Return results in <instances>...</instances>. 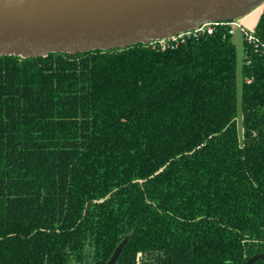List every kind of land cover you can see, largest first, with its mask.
<instances>
[{"label": "trees", "instance_id": "obj_1", "mask_svg": "<svg viewBox=\"0 0 264 264\" xmlns=\"http://www.w3.org/2000/svg\"><path fill=\"white\" fill-rule=\"evenodd\" d=\"M175 42L0 57V264H244L264 253V10ZM254 264H264L258 260Z\"/></svg>", "mask_w": 264, "mask_h": 264}, {"label": "water", "instance_id": "obj_2", "mask_svg": "<svg viewBox=\"0 0 264 264\" xmlns=\"http://www.w3.org/2000/svg\"><path fill=\"white\" fill-rule=\"evenodd\" d=\"M264 0H0V57L77 54L169 40L206 22H233ZM127 239L106 264H116ZM264 260L258 253L244 264Z\"/></svg>", "mask_w": 264, "mask_h": 264}, {"label": "rangeland", "instance_id": "obj_3", "mask_svg": "<svg viewBox=\"0 0 264 264\" xmlns=\"http://www.w3.org/2000/svg\"><path fill=\"white\" fill-rule=\"evenodd\" d=\"M264 6L259 5L249 14L247 18H239L235 20V23L232 25V41L236 46L237 51V71H236V85H237V97H238V117H237V128H238V137L240 143H243L244 140V128H243V111H242V91L244 84V75H243V65L245 62V48H244V33L241 27L237 24H241L244 29L249 30L253 33L259 22V19L263 13ZM183 37H177L176 41L181 40ZM161 45H165L168 42H157Z\"/></svg>", "mask_w": 264, "mask_h": 264}, {"label": "built area", "instance_id": "obj_4", "mask_svg": "<svg viewBox=\"0 0 264 264\" xmlns=\"http://www.w3.org/2000/svg\"><path fill=\"white\" fill-rule=\"evenodd\" d=\"M234 23H235V21H233V22H215V21L206 22V23L202 24L200 27H198V28H196L194 30L188 31V32H184V33L178 34L175 37H173L172 39H169V40H161V41H154V42H156V43L157 42H168V43H170V42H175L176 39H177V37H183L184 38V37L189 36V35L198 36V35L205 34V33L211 34V33H213V31L215 30V28L217 26L226 25V24L231 25V32H233L232 25ZM237 25L242 28L243 33L246 35V37H247V39L249 41H251V42L252 41H256V39L254 38L253 34L251 32H249V30L244 29L242 27V25L239 24V23Z\"/></svg>", "mask_w": 264, "mask_h": 264}, {"label": "crops", "instance_id": "obj_5", "mask_svg": "<svg viewBox=\"0 0 264 264\" xmlns=\"http://www.w3.org/2000/svg\"><path fill=\"white\" fill-rule=\"evenodd\" d=\"M242 18H245V19H246V18H247V15H246V16H244V17H242Z\"/></svg>", "mask_w": 264, "mask_h": 264}]
</instances>
